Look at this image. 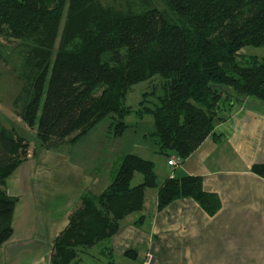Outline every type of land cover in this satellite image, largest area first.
Masks as SVG:
<instances>
[{"label": "trees", "instance_id": "trees-1", "mask_svg": "<svg viewBox=\"0 0 264 264\" xmlns=\"http://www.w3.org/2000/svg\"><path fill=\"white\" fill-rule=\"evenodd\" d=\"M161 1L171 18L151 4L123 10L100 0H0V35L32 47L35 74L19 115L35 128L41 147L74 143L105 118L111 120L112 134L120 135L124 117L135 111L125 105L126 93L142 82L151 90L142 94L136 112L152 116L156 152L179 163L213 134L233 104H243L209 84L264 103V56L240 53L245 46H264V0ZM13 131L0 124V245L12 233L16 201L6 193L5 180L28 146ZM251 171L264 178V164H253ZM136 173L141 181L133 185ZM146 189H156L157 211L185 197L209 215L220 206L215 194L203 191L200 177L159 182L151 160L122 154L107 185L80 196L52 242L49 264H80L97 245L112 263L108 240L126 216L143 211ZM143 218L139 215L135 223ZM125 255L135 258L130 251Z\"/></svg>", "mask_w": 264, "mask_h": 264}, {"label": "crops", "instance_id": "crops-1", "mask_svg": "<svg viewBox=\"0 0 264 264\" xmlns=\"http://www.w3.org/2000/svg\"><path fill=\"white\" fill-rule=\"evenodd\" d=\"M2 118L12 124L4 128L25 137L28 146L23 161L5 180L6 193L16 201L12 233L0 245V264H49L52 242L80 196L99 193L115 163L109 169L110 164L89 160L91 156L80 153L79 139L54 149L41 147L37 138L29 141L23 134L32 132L19 112L0 103ZM160 156L149 159L159 182L198 176L203 191L218 197L219 209L209 215L185 197L157 211L156 189H146L140 212L144 218L135 223L136 216H126L107 243L112 263L103 259L108 264L116 258L134 264H264V178L251 171L253 164H264V108L233 104L228 117L181 163L171 167Z\"/></svg>", "mask_w": 264, "mask_h": 264}, {"label": "rangeland", "instance_id": "rangeland-1", "mask_svg": "<svg viewBox=\"0 0 264 264\" xmlns=\"http://www.w3.org/2000/svg\"><path fill=\"white\" fill-rule=\"evenodd\" d=\"M100 2L105 6L123 10H127L131 7L135 10H140L144 5L151 4L159 8L167 17H172L171 12L165 8L161 0H100ZM63 22L64 16L61 19L60 27L54 41V48L59 45ZM31 48L32 47L24 42V40H14L7 36L0 35V103L5 105V107H11L14 112H20L21 108L26 103L28 91L31 86L30 84L35 74V69L31 65L32 61L31 63L29 61ZM66 48L68 49L69 46ZM240 53L260 58L264 56V46H245L240 49ZM152 82L155 83L156 80ZM148 84L142 82L133 85L126 93L124 103L135 111H131L124 117L123 121L126 124L124 131L120 135L112 134L111 129L108 128L111 120L110 118H105L79 139L78 143L81 148L80 153L83 151L87 157L91 156L89 160L95 159L93 161L96 162L97 160L99 164H110L108 166L109 169L111 165L118 161L119 156L125 153L136 154L145 159L160 156L156 152L157 143L154 135L155 126L152 116L148 113L138 114L136 112L142 94L145 91L151 90V88L147 90ZM147 99H150L149 102L154 100L151 95H148ZM144 104L151 105L148 102ZM0 124L3 127H7L8 125L12 127L9 120L4 118L0 120ZM15 130L19 131L17 128H15ZM28 131L32 133L23 134L22 131L19 132L26 136L29 141L34 142L36 139L35 129L32 130L29 128ZM160 158L164 157L160 156ZM108 168H106L107 171ZM140 181L141 175L136 173L132 184L135 185ZM150 194L151 193L148 191L146 195L148 205L151 198ZM140 214V212H137L130 216H136L137 218ZM98 248L97 245L89 249L91 255H86L81 264H108L103 257H98ZM114 264L134 263L128 259L116 258Z\"/></svg>", "mask_w": 264, "mask_h": 264}, {"label": "water", "instance_id": "water-1", "mask_svg": "<svg viewBox=\"0 0 264 264\" xmlns=\"http://www.w3.org/2000/svg\"><path fill=\"white\" fill-rule=\"evenodd\" d=\"M208 87L220 90L221 92L224 93V96H226L228 98H231V99H233L236 102H243V103H245L247 105L260 106V107L264 108V103L259 102V101H255V100H251V99H242L241 97H238V96H236L234 94H231L227 89H225L221 85L209 84Z\"/></svg>", "mask_w": 264, "mask_h": 264}, {"label": "built area", "instance_id": "built-area-1", "mask_svg": "<svg viewBox=\"0 0 264 264\" xmlns=\"http://www.w3.org/2000/svg\"><path fill=\"white\" fill-rule=\"evenodd\" d=\"M167 164H168L169 166H171V167H174V166H176L177 164H179V161H178L177 159H175V158H169V159L167 160Z\"/></svg>", "mask_w": 264, "mask_h": 264}]
</instances>
